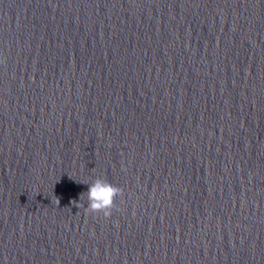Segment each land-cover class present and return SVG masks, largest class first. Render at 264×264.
<instances>
[{
  "label": "water",
  "instance_id": "95a60500",
  "mask_svg": "<svg viewBox=\"0 0 264 264\" xmlns=\"http://www.w3.org/2000/svg\"><path fill=\"white\" fill-rule=\"evenodd\" d=\"M0 264H264V0H0Z\"/></svg>",
  "mask_w": 264,
  "mask_h": 264
},
{
  "label": "clouds",
  "instance_id": "9594fccd",
  "mask_svg": "<svg viewBox=\"0 0 264 264\" xmlns=\"http://www.w3.org/2000/svg\"><path fill=\"white\" fill-rule=\"evenodd\" d=\"M122 194V188L113 185L105 179L97 178L94 182L89 184L87 192V208H84V205L81 202L77 203L76 201H72V203L76 204L78 208L83 207L87 214H102L105 219H108L112 216L113 209L116 208V197L122 196Z\"/></svg>",
  "mask_w": 264,
  "mask_h": 264
}]
</instances>
